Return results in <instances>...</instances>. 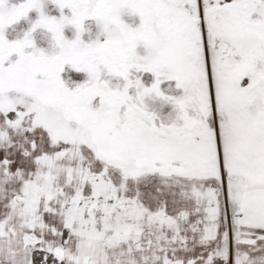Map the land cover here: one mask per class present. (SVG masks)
Listing matches in <instances>:
<instances>
[{"label": "snow or ice", "instance_id": "obj_1", "mask_svg": "<svg viewBox=\"0 0 264 264\" xmlns=\"http://www.w3.org/2000/svg\"><path fill=\"white\" fill-rule=\"evenodd\" d=\"M0 264H264V0H0Z\"/></svg>", "mask_w": 264, "mask_h": 264}]
</instances>
